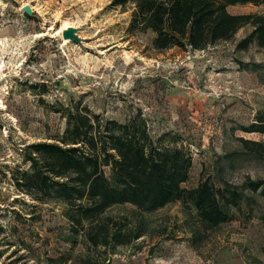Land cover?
<instances>
[{"label": "rangeland", "instance_id": "374dc122", "mask_svg": "<svg viewBox=\"0 0 264 264\" xmlns=\"http://www.w3.org/2000/svg\"><path fill=\"white\" fill-rule=\"evenodd\" d=\"M111 2L0 0V264H264V195L246 184L264 187V162L240 143L264 141V133L245 131L264 121V48L236 49L252 30L245 25L204 50L158 51L152 34L126 32L129 11ZM227 10L262 14L264 1ZM67 27L80 43L62 40ZM77 100L117 121L139 112L152 138L175 136L192 158L184 187L221 176L243 191L232 218L210 227L180 202L150 212L120 204L105 214L143 234L89 246L70 231L60 203L32 201L11 177L28 166L27 145L62 133L55 110Z\"/></svg>", "mask_w": 264, "mask_h": 264}, {"label": "trees", "instance_id": "16d2710c", "mask_svg": "<svg viewBox=\"0 0 264 264\" xmlns=\"http://www.w3.org/2000/svg\"><path fill=\"white\" fill-rule=\"evenodd\" d=\"M263 1L112 0L111 5L129 11V35L152 34L155 50H204L250 25L251 32L236 44L244 50L251 43L264 48V13L232 14L227 7ZM55 112L65 120L62 133L52 142L27 145L28 166L12 172L13 185L34 202L60 203L70 231L81 234L92 248L124 245L143 234L141 228L127 230L105 214L115 205L150 212L180 202L200 223L216 227L229 221L231 210L245 198L221 176L201 177L195 186L184 187L192 165L188 148L177 145L178 139L167 132L152 138L139 112L117 121L103 118L79 100ZM245 131L264 133V121ZM240 143L248 155L264 162V141ZM246 184L264 195L262 182Z\"/></svg>", "mask_w": 264, "mask_h": 264}, {"label": "water", "instance_id": "95a60500", "mask_svg": "<svg viewBox=\"0 0 264 264\" xmlns=\"http://www.w3.org/2000/svg\"><path fill=\"white\" fill-rule=\"evenodd\" d=\"M21 10L26 14V15H31L32 11L28 5H24L21 7ZM77 29L74 27H67L61 30V37L64 40H72L75 43H80L81 40L76 34Z\"/></svg>", "mask_w": 264, "mask_h": 264}, {"label": "bare ground", "instance_id": "6f19581e", "mask_svg": "<svg viewBox=\"0 0 264 264\" xmlns=\"http://www.w3.org/2000/svg\"><path fill=\"white\" fill-rule=\"evenodd\" d=\"M64 29V28H63ZM63 41H66V40H64V39H62Z\"/></svg>", "mask_w": 264, "mask_h": 264}]
</instances>
